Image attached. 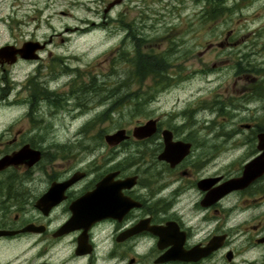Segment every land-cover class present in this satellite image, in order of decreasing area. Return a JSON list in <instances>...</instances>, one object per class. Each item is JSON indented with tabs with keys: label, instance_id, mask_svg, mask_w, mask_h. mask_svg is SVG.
Returning a JSON list of instances; mask_svg holds the SVG:
<instances>
[{
	"label": "flooded vegetation",
	"instance_id": "flooded-vegetation-1",
	"mask_svg": "<svg viewBox=\"0 0 264 264\" xmlns=\"http://www.w3.org/2000/svg\"><path fill=\"white\" fill-rule=\"evenodd\" d=\"M28 41L42 45L34 52L37 58L16 54L14 63L0 60V107L8 101L15 111H25L20 123L28 120L8 138L0 126V158L24 145L39 150L41 157L31 166L0 170V264L13 262L2 260L3 245L22 238L40 246L31 264H264V172L238 186L245 164L262 152L258 135L264 132V120L242 124L250 135L238 136V121L227 131L216 120L192 121L204 123L198 126L189 121L172 125L157 118L155 132L148 137L131 135L132 129L146 121L121 127L129 137L118 144H108L105 134L100 136L105 150L85 166L71 167L72 159L55 164L57 156L73 152L52 155L35 146L36 141L48 139L39 128L42 121L51 122V110L60 111L68 103L63 90L51 85L52 79L63 75L55 73L49 59L56 54L55 61L62 66L59 53L49 48L53 39L23 36L0 47L11 45L18 50ZM30 65V71L21 68ZM43 68L51 70L42 72ZM75 115L69 110L66 118ZM201 127L209 132L200 135ZM166 131L172 142L189 144L187 153L174 164L159 158ZM77 134L71 137L75 142L86 139ZM44 160L47 165L40 166ZM68 181L63 190L59 185L49 200L38 205L53 184ZM102 181L106 184L98 190ZM90 193L88 200L85 196ZM76 204L88 206L81 207L79 214L86 210L99 214V204L108 207V216L94 221L87 231L90 253H78L82 229L60 234ZM29 225L34 226L32 230L24 231ZM67 238L70 248L51 247ZM65 250H70L68 256ZM58 252L63 257L58 259Z\"/></svg>",
	"mask_w": 264,
	"mask_h": 264
},
{
	"label": "rangeland",
	"instance_id": "rangeland-1",
	"mask_svg": "<svg viewBox=\"0 0 264 264\" xmlns=\"http://www.w3.org/2000/svg\"><path fill=\"white\" fill-rule=\"evenodd\" d=\"M112 1L0 0V46L23 36L52 37L49 48L61 58V67L56 54L49 58L55 73L63 74L51 85L63 90L68 103L51 110L52 121L39 126L48 139L35 142L52 155L73 152L57 156L55 164L72 159L71 167L85 166L104 152L100 136L150 118L198 126L204 123L192 121L216 120L227 131L238 121V136L250 135L242 124L264 120V0H122L105 12ZM136 45L144 54L160 56L166 67L162 77L168 83L157 93L154 76L135 72ZM149 92L153 97L140 101L138 95ZM2 104L0 126L8 138L28 120L20 123L25 111ZM69 110L77 115L66 118ZM200 130V135L209 132ZM76 133L86 139L75 142ZM71 246L67 238L51 247ZM39 247L33 239H17L3 245L2 260L31 264Z\"/></svg>",
	"mask_w": 264,
	"mask_h": 264
},
{
	"label": "water",
	"instance_id": "water-1",
	"mask_svg": "<svg viewBox=\"0 0 264 264\" xmlns=\"http://www.w3.org/2000/svg\"><path fill=\"white\" fill-rule=\"evenodd\" d=\"M121 1L122 0H113L112 2H110L106 7L105 12L110 10L116 4H119ZM41 48L42 45L38 41L25 42L22 48L18 50H16L11 45H5L0 47V60H5L6 62L9 63H14L16 54H19L21 57L25 59H35L37 58V55L34 54V52L37 49H41ZM156 122H157L156 118H151L147 120L144 124L135 127L132 130L131 134L139 139L151 136L155 132ZM163 135L165 136V148L162 154L159 156V158L167 160L172 164H174L178 162L187 153L189 144L187 143L183 144L182 142H177V143L172 142L170 139L171 134L169 131L163 132ZM128 137L129 134L126 133L125 129H118L113 133L106 134L104 136V139L108 144L113 145L126 140ZM258 137H259V148L262 149V152L256 158L245 164L243 175L240 178H238V186H244L248 184L251 180L258 177L264 172V132L259 133ZM40 157H41V152L39 150L32 149L30 148L29 145H24L18 151L13 152L12 154L4 155L0 158V170L8 166H15L19 164H26L27 166H31L34 163H36L40 159ZM70 182L71 181L62 184H53L52 188L49 190V192H47L45 197H43L40 201H38L39 202L38 205L44 204L47 198L49 200L50 194L55 192L59 185L62 186L61 190H63V188L66 185H68ZM105 184L106 181H102L98 186V190L102 189L105 186ZM229 185L231 186L230 188H233L234 182H230ZM85 198L91 200V193L87 194ZM81 207H83L84 209L88 208L87 205H82V204H76L72 206L73 216L68 222H66L62 226L60 230V234L68 233L77 229H82V233L78 236L77 250L79 254H84V253H90L92 249L91 244L88 243L87 231L89 227L94 221L98 220L99 218L108 216V207L107 205L104 206V204H99L98 208L101 211V213L96 215L92 213H87V210L85 212L86 214H82V213L79 214ZM33 227H34L33 225H29L23 230L30 231L32 230ZM3 234H12V232H3Z\"/></svg>",
	"mask_w": 264,
	"mask_h": 264
},
{
	"label": "trees",
	"instance_id": "trees-1",
	"mask_svg": "<svg viewBox=\"0 0 264 264\" xmlns=\"http://www.w3.org/2000/svg\"><path fill=\"white\" fill-rule=\"evenodd\" d=\"M141 40H138L137 44L140 43ZM137 46V51H136V56L133 59V65L135 67V72L137 74H142L143 76H154V82H155V86L157 89L156 93L158 92V90H161V88H163L165 86L167 82L166 79V75H164L162 77L163 74H165L166 72V67L161 63V59L160 56L155 55V54H144L141 52L139 45ZM163 60H166L165 57H162ZM157 77H159L160 79H157ZM166 82V83H165ZM254 84H252L253 86ZM262 87V85H260ZM258 86V87H260ZM264 86V84H263ZM258 95H260L259 93H257ZM138 95V94H137ZM146 96L143 95H138L140 97V101L143 100V98H152L153 94L152 93H148L145 94ZM264 97V95L262 96ZM141 103L138 101L137 105H140ZM136 105V106H137ZM142 105H140L141 107ZM140 107L137 109H134V111H138L140 110Z\"/></svg>",
	"mask_w": 264,
	"mask_h": 264
},
{
	"label": "bare ground",
	"instance_id": "bare-ground-1",
	"mask_svg": "<svg viewBox=\"0 0 264 264\" xmlns=\"http://www.w3.org/2000/svg\"><path fill=\"white\" fill-rule=\"evenodd\" d=\"M84 85H85V84H84ZM84 87H85V86H84ZM87 89H88V88H87ZM87 89H86V90H87ZM83 90H84V89H83Z\"/></svg>",
	"mask_w": 264,
	"mask_h": 264
}]
</instances>
